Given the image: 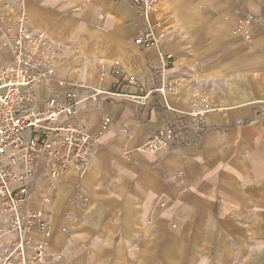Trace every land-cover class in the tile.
<instances>
[{"label":"crops","instance_id":"1","mask_svg":"<svg viewBox=\"0 0 264 264\" xmlns=\"http://www.w3.org/2000/svg\"><path fill=\"white\" fill-rule=\"evenodd\" d=\"M23 9L66 81L140 96L159 86V55L135 44L146 21L129 0H23ZM148 20L174 57L175 92L91 104L80 114L98 137L89 168L57 183L49 203L38 185L28 207L49 222L58 264H264V0H161ZM195 93L213 110L192 144L140 151L189 122L181 113Z\"/></svg>","mask_w":264,"mask_h":264},{"label":"built area","instance_id":"2","mask_svg":"<svg viewBox=\"0 0 264 264\" xmlns=\"http://www.w3.org/2000/svg\"><path fill=\"white\" fill-rule=\"evenodd\" d=\"M129 1L146 21L135 44L146 51L156 50L161 62L156 69L159 86L144 96L90 88L59 77L57 54L46 37L30 27L23 0H0V264L60 263L61 253L50 245L49 222L43 212L28 204L34 201L38 185L45 191L42 201L49 203L57 183L89 168L98 137L80 118L82 112L91 104L119 97L140 103L176 90V81L168 76L174 57L163 48L148 20L161 0ZM250 23L251 17L242 22ZM244 39L249 42L251 35L244 33ZM126 81L144 91L136 77ZM212 110L210 101L195 93L189 111L181 113L189 122L172 123L139 150L154 154L179 143L192 144L194 136L204 131L205 117ZM111 123L112 118L105 116L100 131H107ZM133 131L130 124L123 127L125 133Z\"/></svg>","mask_w":264,"mask_h":264}]
</instances>
